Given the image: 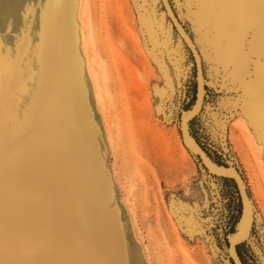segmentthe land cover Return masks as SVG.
I'll return each instance as SVG.
<instances>
[{
    "label": "rangeland",
    "instance_id": "1",
    "mask_svg": "<svg viewBox=\"0 0 264 264\" xmlns=\"http://www.w3.org/2000/svg\"><path fill=\"white\" fill-rule=\"evenodd\" d=\"M33 1L0 0V264H231L234 204L186 143L197 72L161 0H80L79 23L77 7L48 0V27L68 30L67 51L97 77L100 112L89 92L79 101L74 79L54 78L48 42L51 70L39 69L20 14ZM168 2L201 57L191 111L205 146L243 182L253 208L246 249L264 264V105L259 80L244 82L229 60L240 19L258 29L264 4ZM232 20L218 37L216 21ZM260 53L257 40L251 54ZM130 225L140 257L116 244L137 246Z\"/></svg>",
    "mask_w": 264,
    "mask_h": 264
},
{
    "label": "bare ground",
    "instance_id": "2",
    "mask_svg": "<svg viewBox=\"0 0 264 264\" xmlns=\"http://www.w3.org/2000/svg\"><path fill=\"white\" fill-rule=\"evenodd\" d=\"M64 2V4H63ZM162 3V1H161ZM33 4L36 5L38 12H35L34 8V19H28V23L26 26V32H28V45L30 46V49L32 52H34V55L36 56V59H38V64L40 66L39 69H42L43 72H50V65L47 63L49 58V53L46 50L45 47L47 45V42L50 43V47L52 48V58H53V71H54V78L57 80L61 79V76H63L65 79L69 80H75L78 82V94L77 98L79 101L81 100L80 93L82 96H86L87 92L90 93L91 102L94 104L95 108H97V111H101L102 106V98L100 96V93L98 92V86L99 82L97 80V77H94L91 73V67L87 62H84L81 64L78 63V61L75 59V57L72 55L71 52L67 51V41L66 37L68 35V30L58 28V22H52L50 27H48V20H49V1L46 0L43 4L39 3L38 0H34L31 4H29L26 9L30 8ZM79 4L80 0H56L55 7L58 8H64L65 10L69 9L71 7V13L72 10L75 11L77 7V12L72 13V17L74 19V22L78 20L79 23ZM29 10V9H28ZM38 14V15H37ZM37 15V16H36ZM168 16V15H167ZM29 25V26H28ZM56 27V32L54 30V26ZM60 26V24H59ZM75 29L78 27V24H73ZM76 31V30H75ZM177 32V30H176ZM79 33V34H78ZM78 33L76 32L77 37L79 38L82 35V29L79 28ZM178 33V32H177ZM80 35V36H79ZM180 36V34L178 33ZM181 37V36H180ZM182 38V37H181ZM183 40V39H182ZM185 43V42H184ZM193 43V42H192ZM195 49L196 46L193 43ZM83 49V47H81ZM197 50V49H196ZM198 52V51H197ZM50 57V59L52 60ZM198 86L203 88V79L197 76ZM84 105V101H83ZM86 106V105H85ZM82 107V103L81 106ZM85 109V108H83ZM81 111V110H80ZM189 116H192L196 114L195 111H189ZM85 112L82 110L79 113L80 119H81V125L84 121L85 124L86 121L83 117V114ZM198 113V112H197ZM187 116V115H185ZM188 117V116H187ZM79 122V119L77 120ZM79 125V123H78ZM184 136L186 138L187 145L196 153L200 154L203 161L206 163V158L203 155V153L200 151L199 147L196 145L195 141L189 136L187 132V127L184 125ZM97 165H99L102 168V172H100V177L106 178V185L108 183L107 176L105 175V172H103V163L102 160L99 159L97 161ZM213 169V168H212ZM215 170V169H214ZM233 172V171H232ZM231 174V171L226 168H220L219 170H216L217 175H225V174ZM234 173V172H233ZM104 180V181H105ZM104 186V187H105ZM105 195H108V192H106V187L102 188ZM130 229L132 231L133 236L138 239L137 240V246L134 248V250H128L124 249V247H121V242L118 241L117 246L120 248V250L124 251L123 253L131 254L133 256L140 257L142 252V243L140 241V238L138 236L137 229L130 225ZM249 234V218L247 214V209L244 208L242 213V218L239 222L238 228L236 233L232 236V242L240 241L241 239H245Z\"/></svg>",
    "mask_w": 264,
    "mask_h": 264
},
{
    "label": "trees",
    "instance_id": "3",
    "mask_svg": "<svg viewBox=\"0 0 264 264\" xmlns=\"http://www.w3.org/2000/svg\"><path fill=\"white\" fill-rule=\"evenodd\" d=\"M170 21V20H169ZM171 22V21H170ZM172 24V23H171ZM174 27V26H173ZM184 42V41H183ZM185 44V43H184ZM186 48L188 49L190 55L192 56L189 48L185 44ZM193 58V56H192ZM196 68V66H195ZM196 72V70H195ZM198 83V82H197ZM191 99L189 103L186 106V109L184 110L185 115L193 109L197 102V94H198V86L196 85V82L194 81L191 86ZM184 115V116H185ZM187 132L189 136L195 141L196 145L201 149L207 157H209L215 164L219 166H223L227 168V164L225 163L222 158L217 155L215 152H212L209 148L205 146L202 139L205 136L204 135V128L202 126V123L199 120V115L194 116L192 119H190L187 123ZM197 163H201L200 160ZM230 170V169H229ZM218 181L221 183L220 187V195L223 200H227L229 204L233 205L234 213H231L230 218H232V221L230 223V229L228 232V237L226 238V246H227V255H228V244L229 241L232 239V236L236 233L239 222L242 218L243 208L242 203L240 199V195L237 189V185L231 178L221 177V176H215ZM236 254L241 262V264H259L258 261L255 259L253 254L246 249V241H243L242 243L236 245ZM229 261L231 264H233L231 258L229 257Z\"/></svg>",
    "mask_w": 264,
    "mask_h": 264
},
{
    "label": "snow or ice",
    "instance_id": "4",
    "mask_svg": "<svg viewBox=\"0 0 264 264\" xmlns=\"http://www.w3.org/2000/svg\"><path fill=\"white\" fill-rule=\"evenodd\" d=\"M247 2H249V0H240L237 4ZM261 4H264V0H261ZM257 40H259L261 49L259 59L251 54ZM229 60L244 82L251 83L256 79L259 80L261 103L264 105V9L261 11L258 29L244 21L237 25ZM27 102V100L24 101L25 104ZM21 111H23V109H21Z\"/></svg>",
    "mask_w": 264,
    "mask_h": 264
},
{
    "label": "water",
    "instance_id": "5",
    "mask_svg": "<svg viewBox=\"0 0 264 264\" xmlns=\"http://www.w3.org/2000/svg\"><path fill=\"white\" fill-rule=\"evenodd\" d=\"M162 1V6L166 12V14L168 15L169 20L171 21L172 25L174 26V28L177 30V32L180 34V36L182 37L183 41L185 42V44L187 45V47L189 48L194 61H195V66H196V72H197V76H199L200 78L203 79V75H202V65H201V57L199 55V53L197 52V50L195 49L192 40L189 38V36L187 35L186 31L184 30V28L181 26V24L179 23L177 17L175 16L168 0H161ZM203 90V88H202ZM201 109V108H200ZM198 113L192 115V116H183L182 120H181V128L183 125H185L187 127V123L190 119H192L194 116H196ZM200 151L203 153V155L206 158V163L203 161L202 157L200 154L199 157L202 160V162L204 163V165L206 166V168L208 169V167H211L215 170H219L220 168H224L221 167L217 164H215L209 157L206 156V154L200 149ZM216 176H221V177H226V178H231L234 180V182L237 185V189L240 195V199H241V203H242V208L244 210V208L247 209V214H248V218H249V233H250V229L252 226V221H253V208L250 202V199L247 195V192L245 190V187L243 185V182L241 180V178L238 176L237 173H231V174H225V175H216ZM245 239H241L240 241L237 242H232V240L229 241L228 244V255L231 258L233 264H241L237 254H236V245L242 243L243 241H245Z\"/></svg>",
    "mask_w": 264,
    "mask_h": 264
},
{
    "label": "crops",
    "instance_id": "6",
    "mask_svg": "<svg viewBox=\"0 0 264 264\" xmlns=\"http://www.w3.org/2000/svg\"><path fill=\"white\" fill-rule=\"evenodd\" d=\"M28 5H26V7H27ZM26 7L24 8V10H23V12H21L20 14H21V17H23V18H25V20L28 22V19H29V21H30V19H34V16H35V14H34V9H33V6L32 7H30V8H28V9H26ZM17 23V22H16ZM234 23H235V21L234 20H232L231 21V24H228V26H221L222 25V22L221 21H216V23H215V25H214V27L216 28V33L215 34H217L218 35V37H224V36H229L230 35V33L232 32V30H228V29H230V26L232 25H234ZM241 23V19H240V21H239V23L238 24H240ZM237 24V25H238ZM27 26V25H26ZM29 26V25H28Z\"/></svg>",
    "mask_w": 264,
    "mask_h": 264
}]
</instances>
